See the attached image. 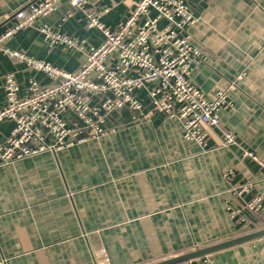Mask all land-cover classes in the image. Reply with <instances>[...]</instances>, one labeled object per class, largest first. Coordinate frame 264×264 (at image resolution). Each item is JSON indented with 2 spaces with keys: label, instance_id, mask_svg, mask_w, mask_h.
<instances>
[{
  "label": "crops",
  "instance_id": "0c3cea01",
  "mask_svg": "<svg viewBox=\"0 0 264 264\" xmlns=\"http://www.w3.org/2000/svg\"><path fill=\"white\" fill-rule=\"evenodd\" d=\"M32 1L0 0V36ZM138 1L88 0L89 8L108 9L101 22L112 31ZM190 7L197 23L188 34L207 60L193 66L189 81L210 99L228 91L232 104L219 111V126L206 129L202 145L185 139L181 122L153 111L146 88L135 91L139 120L123 109L100 137L0 166V264H96L93 253L101 250L109 264H158L264 230V170L243 157L264 159V0H194ZM45 24L85 48L104 41L63 3L5 47L76 71L84 51L51 47L40 31ZM10 74L22 95L32 79L50 82L0 52V107ZM12 127L1 126L0 141ZM246 184L250 193L239 195ZM254 197L262 200L258 214L247 208ZM210 256L216 264H264V237Z\"/></svg>",
  "mask_w": 264,
  "mask_h": 264
},
{
  "label": "built area",
  "instance_id": "2783aa9c",
  "mask_svg": "<svg viewBox=\"0 0 264 264\" xmlns=\"http://www.w3.org/2000/svg\"><path fill=\"white\" fill-rule=\"evenodd\" d=\"M194 0H139L126 21L115 31L101 22L108 9L89 8L88 0H34L19 9L11 27L0 36V52L24 63L50 79L47 84L30 80L26 94L13 74L4 83L6 104L0 107V129L13 124L5 141H0V166L83 144L106 133L104 125L111 114L129 109L135 120L143 116V105L135 91L149 88L153 111L183 125V137L204 144L207 128L219 126V111L231 106L228 91L210 99L189 81L193 66L206 61L188 34L197 18L191 11ZM63 3L81 12L89 29H96L104 41L99 47L85 48L69 36L40 28L51 47L78 48L85 53L81 66L73 72L36 60L23 52L5 47L19 31L55 13ZM156 16L152 17L151 12ZM71 16V14H69ZM165 25L161 26V23ZM231 88V87H230ZM235 138L225 133V146ZM264 170V159L245 151ZM250 185L239 186V195L249 194ZM262 200L254 197L247 208L259 213ZM96 264H109L106 252L93 253ZM186 264H216L206 255Z\"/></svg>",
  "mask_w": 264,
  "mask_h": 264
},
{
  "label": "water",
  "instance_id": "95a60500",
  "mask_svg": "<svg viewBox=\"0 0 264 264\" xmlns=\"http://www.w3.org/2000/svg\"><path fill=\"white\" fill-rule=\"evenodd\" d=\"M264 237V230L258 231V232H254L239 238H236L234 240L228 241V242H224L221 244H217L215 246H211L208 248H204V249H200V250H196L195 252L177 257V258H173V259H169L166 261H163L161 263L158 264H180V263H184V262H189L193 259L202 257V256H206V255H210L214 252H217L219 250L228 248V247H232L238 244H242L245 242H249V241H254L260 238Z\"/></svg>",
  "mask_w": 264,
  "mask_h": 264
}]
</instances>
